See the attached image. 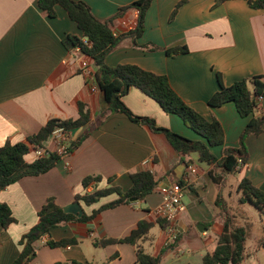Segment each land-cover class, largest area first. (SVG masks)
I'll use <instances>...</instances> for the list:
<instances>
[{"label":"crops","instance_id":"crops-1","mask_svg":"<svg viewBox=\"0 0 264 264\" xmlns=\"http://www.w3.org/2000/svg\"><path fill=\"white\" fill-rule=\"evenodd\" d=\"M75 1L87 3L98 19L106 21L138 0ZM179 1L154 0L145 17L143 35L136 42L125 39L107 57V64H133L167 76L189 106L207 120L216 118L221 122L225 144L212 148L220 159L225 148L239 145L253 116L241 117L233 103L212 108L209 100L220 90L218 74L226 86L253 76L264 77V9L252 8L246 0L226 1L214 9L215 0L207 7L202 0H186L187 4L171 18ZM57 12V18L48 17L39 8L38 0H0V148L7 142H26L51 119H79L80 103L90 113V123L70 131L71 138L75 140L91 132L77 150L48 173L23 178L0 190V204H7L16 220L6 230L0 223V264H12L19 257L20 240L38 224V213L48 199L54 198L68 213L92 215L119 196L112 194L87 206L75 201L77 195L109 187L110 178L114 179L112 186L128 191L133 184L131 174L141 170L155 173L160 182L145 200H131L103 211L89 223L55 228L37 243V257L31 264H135V246L114 244L99 248L94 242L123 239L144 220L154 223V227L140 246L152 256L162 253L161 264H203V257L216 250L213 248L224 229L225 218L216 205L220 194L236 225L249 233L243 264H262L257 256L264 254V217L256 208L245 207L250 204L239 202V185L243 178H249L264 191V133L247 139L248 163L235 173L224 175L221 169L200 162L195 153L182 162L164 133L133 123L124 114H109L97 125L108 108L104 92L97 86V66L82 51L66 48L63 40L67 35L81 37L83 33L65 9L57 7ZM135 21L137 11L130 10L114 22V29L123 32L125 23ZM154 46L159 49L153 50ZM184 46L189 49L186 54L166 53L167 49ZM85 61L88 70L82 66ZM123 101L135 115L150 117L161 128L205 141L179 116L167 114L156 100L136 87L130 89ZM263 114L264 99L255 115ZM57 147L54 136L45 144L51 152H56ZM26 160H37L34 151ZM212 171L225 177L222 186L215 183ZM97 176L102 178L100 182L84 188L86 178ZM179 180L184 183L186 211L177 224L180 239L172 240L157 223L156 210L164 201L166 183L173 185ZM254 217L258 220L252 221ZM256 221L261 233L255 236ZM73 238L78 240L76 245H48L50 241Z\"/></svg>","mask_w":264,"mask_h":264},{"label":"trees","instance_id":"trees-1","mask_svg":"<svg viewBox=\"0 0 264 264\" xmlns=\"http://www.w3.org/2000/svg\"><path fill=\"white\" fill-rule=\"evenodd\" d=\"M154 0H138L131 5L122 8L116 16L109 20L98 19L91 7L83 1L75 0H38L39 8L50 18H57V7L65 9L72 21H74L83 36L67 35L63 40L64 45L70 51L80 49L87 59L97 66L96 82L104 92L105 101L108 108L101 114L97 125L109 114H124L133 123L147 125L157 133H164L171 145L178 152L181 161L185 162L191 154H198L202 163L213 165L217 170L221 169L225 174H233L239 168H243L249 161V151L247 139L254 135L260 136L264 133V114L256 116L261 110V102L264 99V77L253 76L235 82L231 86H226L222 75L218 74L220 90L217 91L209 100L212 108H220L228 103L235 104L241 117L253 116L243 130L239 145L237 147H227L223 150L222 157L219 159L212 148L225 144V130L221 122L213 118L207 120L194 108L189 106L185 100L173 89L167 76L158 75L142 69L133 64L118 65L110 67L107 64V57L115 51L121 43L131 38L135 42L145 31V17ZM230 0H217L215 7L220 6ZM255 9H264V0H246ZM130 10L138 11V24L135 30L124 32L119 36L115 35L114 22L124 16ZM177 10L173 12L174 18ZM148 47V46H146ZM149 48H145L148 50ZM153 50L159 48L153 47ZM189 52L187 46L167 49L166 53L170 56L186 54ZM132 87L140 89L147 96L156 100L167 114L179 116L185 124L199 134L204 140H191L179 135L169 129L161 128L157 122L150 117L135 115L124 103L125 97ZM80 117L77 120L51 119L36 135L30 136L26 142L12 144L7 142L0 148V190L16 184L26 177L40 176L48 173L57 167L67 156L71 155L83 141L90 135L91 131L86 132L78 139H70L67 149L63 153L51 152L48 156L39 158L33 162L26 160L27 155L37 149L45 148L46 142L53 136L58 128L65 130H75L85 127L90 123V113L85 112V106L79 104ZM211 176L215 183L222 186L223 175L215 174ZM132 187L128 191H123L120 187L112 186L113 178L108 180L109 187L99 189L90 194L77 195V203H85L87 206L100 202L103 198L112 194H117L119 198L100 209L92 215H74L65 211L57 204L54 198L48 199L43 208L39 211V222L20 240L22 251L19 257L12 264H31L37 257L36 245L45 236L58 227L73 223H89L94 221L103 211L114 209L122 204L130 203L132 199L137 201L145 200L159 187V180L156 174L150 170H141L131 174ZM102 178L88 177L83 181L84 188H88L92 182H100ZM184 188L182 180L173 184ZM239 191L242 193L239 202L250 204L256 208L264 217V191L256 187L249 178H243ZM216 205L220 208L225 218L224 229L218 238L216 250L207 253L203 257V264H243L246 257V245L249 237L248 230L237 226L234 218L230 215L228 205L222 194L218 196ZM11 208L5 204H0V223L3 229H8L15 223ZM157 223L161 228L167 230L168 222L159 218ZM154 223L141 221L138 227L131 234L123 239H97L95 247H106L114 244H131L136 247L137 260L135 264H161L162 256H152L141 246L140 242L145 239ZM180 236L177 237V240ZM77 239H65L59 242H48L51 248H65L76 245ZM264 247V242H263ZM164 253V252H163ZM66 264V263H58Z\"/></svg>","mask_w":264,"mask_h":264},{"label":"built area","instance_id":"built-area-1","mask_svg":"<svg viewBox=\"0 0 264 264\" xmlns=\"http://www.w3.org/2000/svg\"><path fill=\"white\" fill-rule=\"evenodd\" d=\"M138 24V11H137V21L135 22H127L125 23V31H115V35L119 36L124 32L133 31L136 29ZM81 51L80 49H77ZM83 68L88 70L89 64L88 62L82 63ZM88 76H91V73L87 72ZM98 86V85H97ZM94 86L93 89H97ZM54 138L58 141L57 152L63 153L67 149V145L70 142L71 134L69 130H65L64 128H58L53 133ZM51 151L43 148L37 149L34 151V154L37 159L48 156ZM192 172H195L194 168H191ZM184 191L183 188L179 186L172 185L165 192V197L162 205L156 210V215L158 218H162L168 222L167 233L172 240H176L178 237V228L177 224L181 214L186 211V206L183 202Z\"/></svg>","mask_w":264,"mask_h":264},{"label":"rangeland","instance_id":"rangeland-1","mask_svg":"<svg viewBox=\"0 0 264 264\" xmlns=\"http://www.w3.org/2000/svg\"><path fill=\"white\" fill-rule=\"evenodd\" d=\"M202 2H204V4H205V6L207 5V4H210L211 2H212V0H202ZM216 2H217V0H215V3H214V5L212 6V9H214L215 8V5H216ZM185 4H187V2H186V0H181V1H179V2H177V4L175 5V7H174V11H176L177 10V13H178V11L182 8V6L183 5H185ZM209 6V5H208ZM207 7V6H206ZM211 9V10H212ZM173 11V12H174ZM176 13V14H177ZM190 128V127H189ZM223 152V151H222ZM233 180H234V178H231V180H230V183H232L233 182ZM245 207L246 208H254V207H252V206H250V205H245ZM255 210V209H254ZM255 212H257V213H255V214H258V211H255ZM255 220H258V218L257 217H254L253 219H252V221H255ZM255 228H254V235L256 236V235H258V234H260L261 233V227H260V225H258V222L256 221L255 222ZM158 230V229H157ZM213 249H216V248H213ZM258 257V259H259V261L262 263V264H264V254H261L260 256L258 255L257 256ZM250 263V262H249ZM180 264H184V262H180Z\"/></svg>","mask_w":264,"mask_h":264},{"label":"water","instance_id":"water-1","mask_svg":"<svg viewBox=\"0 0 264 264\" xmlns=\"http://www.w3.org/2000/svg\"><path fill=\"white\" fill-rule=\"evenodd\" d=\"M181 168H183V166H182ZM178 178H179V177H178ZM166 186H167V189H168L169 187L172 186V184H171L170 182H167V183H166ZM132 201L135 202V201H137V200H136V199H132Z\"/></svg>","mask_w":264,"mask_h":264}]
</instances>
